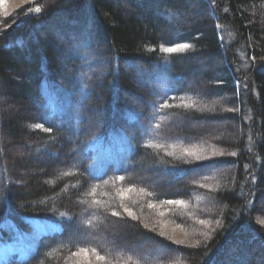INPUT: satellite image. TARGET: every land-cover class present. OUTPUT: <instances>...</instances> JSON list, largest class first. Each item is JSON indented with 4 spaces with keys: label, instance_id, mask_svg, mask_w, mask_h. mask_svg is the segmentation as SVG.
<instances>
[{
    "label": "trees",
    "instance_id": "obj_1",
    "mask_svg": "<svg viewBox=\"0 0 264 264\" xmlns=\"http://www.w3.org/2000/svg\"><path fill=\"white\" fill-rule=\"evenodd\" d=\"M31 220L58 228L2 264H264V0L0 6V234Z\"/></svg>",
    "mask_w": 264,
    "mask_h": 264
},
{
    "label": "rangeland",
    "instance_id": "obj_2",
    "mask_svg": "<svg viewBox=\"0 0 264 264\" xmlns=\"http://www.w3.org/2000/svg\"><path fill=\"white\" fill-rule=\"evenodd\" d=\"M32 2V0H0V6H8L9 10H16L17 8L28 5ZM35 10V9H31ZM57 93H65V90H56V91H49L48 97V110L53 115L54 113H62L58 106L57 101ZM67 95V94H66ZM182 130L188 128H180ZM149 133V132H148ZM115 137L111 140L110 137L109 143L105 144L103 140H98V142H94L92 145V151L95 153V164L96 167L102 171L104 166H107L108 163H114L115 165H120L122 160L124 159L125 153L129 152L131 148L129 147L127 141L123 139L125 136L124 134L120 133V135H114ZM184 139L182 140V143ZM161 143V142H160ZM164 143V142H162ZM161 143V144H162ZM181 145V143H176ZM187 145H185L186 147ZM189 147V146H188ZM190 150V149H189ZM126 158L123 160V162ZM108 162V163H106ZM120 162V163H118ZM98 172V173H100ZM227 172L221 176L224 178ZM210 200L209 196L205 197L204 201ZM106 223L104 219H101L100 222ZM29 224L33 227V232L25 233L24 231L18 228H7V232H10V237L4 239L0 234V264L6 261L9 257L15 256L16 258L19 257L20 259H26L32 253V249L35 245L36 240L40 235L49 234L50 232H54L55 229L58 228V224L53 221L48 222H40V221H30ZM163 225V224H162ZM162 227V226H161ZM163 233L171 237L173 242L182 243L187 240L188 235H186L185 231L180 227L177 228H170L163 225L161 228ZM13 234V235H12ZM93 240L102 248L107 249L108 251H116L117 253L124 255L125 251L128 250L126 245H122L118 242V238L116 235L111 238V236H103L100 237L96 234L93 236Z\"/></svg>",
    "mask_w": 264,
    "mask_h": 264
},
{
    "label": "snow or ice",
    "instance_id": "obj_3",
    "mask_svg": "<svg viewBox=\"0 0 264 264\" xmlns=\"http://www.w3.org/2000/svg\"><path fill=\"white\" fill-rule=\"evenodd\" d=\"M37 11H39V9H37ZM181 47H183V48H187L188 47V45H181ZM164 51L165 52H175V51H177V49H174V48H165L164 49ZM171 202V201H170ZM102 259V258H101Z\"/></svg>",
    "mask_w": 264,
    "mask_h": 264
},
{
    "label": "water",
    "instance_id": "obj_4",
    "mask_svg": "<svg viewBox=\"0 0 264 264\" xmlns=\"http://www.w3.org/2000/svg\"><path fill=\"white\" fill-rule=\"evenodd\" d=\"M39 13H40V9H39V11H37V9H35V10H31V11L29 12V14L27 15V18H28V17H31V16H37V15H39Z\"/></svg>",
    "mask_w": 264,
    "mask_h": 264
}]
</instances>
